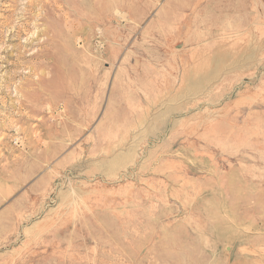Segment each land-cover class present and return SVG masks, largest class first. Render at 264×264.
<instances>
[{"label":"rangeland","instance_id":"rangeland-1","mask_svg":"<svg viewBox=\"0 0 264 264\" xmlns=\"http://www.w3.org/2000/svg\"><path fill=\"white\" fill-rule=\"evenodd\" d=\"M0 264H264V0H0Z\"/></svg>","mask_w":264,"mask_h":264}]
</instances>
